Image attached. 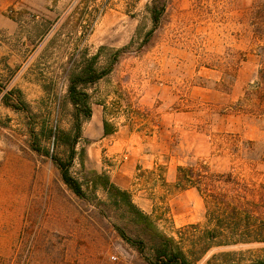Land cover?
<instances>
[{"label": "rangeland", "instance_id": "374dc122", "mask_svg": "<svg viewBox=\"0 0 264 264\" xmlns=\"http://www.w3.org/2000/svg\"><path fill=\"white\" fill-rule=\"evenodd\" d=\"M151 1L0 0V264H149L131 210L102 186L78 197L55 165L70 155L67 73L96 55L102 68L140 23L152 39L84 89L71 175H108L185 250L213 225L204 196L178 188L179 167H207L217 191L264 218V0H170L156 29ZM125 170L128 188L114 180ZM221 253L254 264L264 243L214 246L196 264Z\"/></svg>", "mask_w": 264, "mask_h": 264}, {"label": "trees", "instance_id": "16d2710c", "mask_svg": "<svg viewBox=\"0 0 264 264\" xmlns=\"http://www.w3.org/2000/svg\"><path fill=\"white\" fill-rule=\"evenodd\" d=\"M169 2L170 0H152L147 6L148 19L152 22L154 29L161 26ZM152 35L153 30L143 36V26L140 23L136 37L128 46L118 50L113 57L107 59L102 68H96L99 61V56L96 55L88 61L87 65L76 66L67 73L68 95L75 108V113L72 133L67 134L64 141L70 148L69 162L55 159V165L61 171L63 182L75 195L82 199L89 200V194L95 199L96 191L99 186H102L110 200L117 201L116 204L122 201L131 210L134 220L142 225L141 231L144 238L141 244L143 248L148 245L151 246L150 257L146 259L149 264H196L214 246L264 243V218L254 216L253 210L234 204L233 201L228 200L226 193L217 191L213 185L214 180L204 174L208 170L207 167L200 169H195L193 166L178 168V188H196L204 196L207 203L206 218L208 223L213 225L212 229L204 231L201 237L202 241L194 243L187 250H185V240L181 233H179L180 239L177 242L174 238L161 232L153 217L142 212L133 203L130 193L114 185L108 175L96 176L95 179L85 183L71 175L69 167L77 155L75 148L82 138V125L91 116L89 95L84 89L110 74L122 54L131 50L137 40H142V43L146 44L152 39ZM260 73L261 79H264V70L261 69ZM6 104L10 103L6 101ZM8 106H12L15 110L26 108L24 103H20V106ZM191 228L196 229L197 227ZM120 234L125 236L122 231ZM233 255L236 254L221 253L214 255L206 264H224L225 259ZM254 264H264V260L257 259Z\"/></svg>", "mask_w": 264, "mask_h": 264}, {"label": "crops", "instance_id": "0c3cea01", "mask_svg": "<svg viewBox=\"0 0 264 264\" xmlns=\"http://www.w3.org/2000/svg\"><path fill=\"white\" fill-rule=\"evenodd\" d=\"M153 160H152V165L151 166H153ZM154 165H156L157 166V164L156 163H154ZM124 170V169H123ZM125 175H121V174H119V175H117L116 176V179H114V180H116V183L117 184H119L120 186H122V187H127L128 188V186L126 185L127 184V181H128V176L129 175H127V170H125Z\"/></svg>", "mask_w": 264, "mask_h": 264}, {"label": "built area", "instance_id": "2783aa9c", "mask_svg": "<svg viewBox=\"0 0 264 264\" xmlns=\"http://www.w3.org/2000/svg\"><path fill=\"white\" fill-rule=\"evenodd\" d=\"M112 260L117 261V257L113 256Z\"/></svg>", "mask_w": 264, "mask_h": 264}]
</instances>
